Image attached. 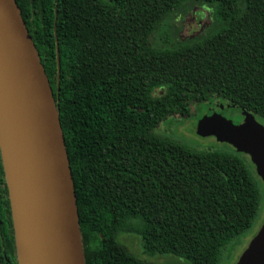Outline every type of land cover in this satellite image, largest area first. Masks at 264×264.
I'll return each mask as SVG.
<instances>
[{
	"label": "trees",
	"instance_id": "1",
	"mask_svg": "<svg viewBox=\"0 0 264 264\" xmlns=\"http://www.w3.org/2000/svg\"><path fill=\"white\" fill-rule=\"evenodd\" d=\"M16 1L59 111L85 263L155 264L117 240L126 232L149 254L221 264L252 225L263 183L250 160L156 128L217 99L264 125V0ZM191 4L209 10L202 30L155 39ZM0 264H17L1 155Z\"/></svg>",
	"mask_w": 264,
	"mask_h": 264
},
{
	"label": "water",
	"instance_id": "2",
	"mask_svg": "<svg viewBox=\"0 0 264 264\" xmlns=\"http://www.w3.org/2000/svg\"><path fill=\"white\" fill-rule=\"evenodd\" d=\"M214 109L196 133L247 154L264 188V125L248 111L218 119ZM0 155L17 264H86L59 111L16 0H0ZM235 264H264V222Z\"/></svg>",
	"mask_w": 264,
	"mask_h": 264
},
{
	"label": "rangeland",
	"instance_id": "3",
	"mask_svg": "<svg viewBox=\"0 0 264 264\" xmlns=\"http://www.w3.org/2000/svg\"><path fill=\"white\" fill-rule=\"evenodd\" d=\"M193 7L194 5L191 4V6L186 10L183 9V12L174 14L170 19L161 24L154 34L155 39L160 40L162 37H165V35L172 40L175 37L183 39L202 30L203 27L210 21L208 15L209 10L206 7L202 8L200 5H196V8ZM215 103L216 104L212 106L215 107L214 116L218 119H224L234 114H238L237 109L235 110L230 108V110H227V107L222 99L215 100ZM207 111L208 106L205 104L196 105V109L192 111L190 115L170 116L161 121L156 128V132L197 149L229 151L249 163L250 157L247 154L235 151L231 145L216 140V138L212 135L200 136L196 133L197 123L199 119L207 113ZM263 222L264 198L252 225L239 236L237 245L225 251L221 264H235L250 240L259 231ZM116 238L130 253L145 262L155 264H193L185 257L178 256L173 253L149 254L145 252L142 246V239L139 234L118 232L116 234Z\"/></svg>",
	"mask_w": 264,
	"mask_h": 264
},
{
	"label": "flooded vegetation",
	"instance_id": "4",
	"mask_svg": "<svg viewBox=\"0 0 264 264\" xmlns=\"http://www.w3.org/2000/svg\"><path fill=\"white\" fill-rule=\"evenodd\" d=\"M26 23V22H25Z\"/></svg>",
	"mask_w": 264,
	"mask_h": 264
}]
</instances>
